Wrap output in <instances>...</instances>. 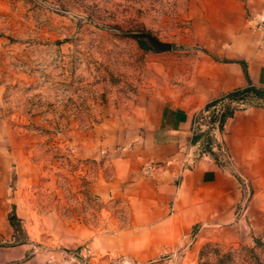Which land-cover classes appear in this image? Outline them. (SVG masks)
<instances>
[{
  "label": "rangeland",
  "instance_id": "obj_1",
  "mask_svg": "<svg viewBox=\"0 0 264 264\" xmlns=\"http://www.w3.org/2000/svg\"><path fill=\"white\" fill-rule=\"evenodd\" d=\"M249 39L264 49V0H0V264H126L105 249L142 238L130 232V200L155 165L142 162L146 127L194 90L198 71L240 60ZM230 92L192 111L193 157L228 166L221 113L264 109V92ZM263 166L258 182L235 173L248 201L257 195L246 220L256 228L203 243L194 264H264ZM197 228L147 263L178 264ZM147 244L157 250L162 237Z\"/></svg>",
  "mask_w": 264,
  "mask_h": 264
},
{
  "label": "crops",
  "instance_id": "obj_2",
  "mask_svg": "<svg viewBox=\"0 0 264 264\" xmlns=\"http://www.w3.org/2000/svg\"><path fill=\"white\" fill-rule=\"evenodd\" d=\"M238 58L211 71H198L194 90L187 96H177L176 103L164 104L159 120L146 127L142 162L155 165L146 176L136 178L132 185L138 195L130 200V232L142 238L125 249H105L110 258L122 256L126 264H148L156 256L183 244L191 228L198 224L192 247H187L185 256L178 261L194 264L195 253L203 243H237L256 228L253 223L247 225L246 220L249 203L257 195L252 194L248 201L250 191L235 173H248L255 181L262 180L256 169L264 165V109L256 106L236 109L223 121L219 132L228 166L210 156L195 158L192 154L193 110L245 87L248 79L255 86L264 87V49L258 42L244 41ZM242 62L246 63L248 79ZM144 185L149 187L146 193ZM143 195L146 197L140 199ZM142 205L146 206L145 211L140 210ZM154 233L162 237V246L157 250L147 244ZM17 247L19 256L27 252L25 244ZM113 261L115 264L116 260ZM154 264H176V259L162 257Z\"/></svg>",
  "mask_w": 264,
  "mask_h": 264
},
{
  "label": "trees",
  "instance_id": "obj_3",
  "mask_svg": "<svg viewBox=\"0 0 264 264\" xmlns=\"http://www.w3.org/2000/svg\"><path fill=\"white\" fill-rule=\"evenodd\" d=\"M244 72H245L246 77H247V73H246L245 67H244ZM247 79H248V77H247ZM263 92H264V87L255 86L248 79V84L245 87L240 88V89H236V90L228 93L227 96H229V97H235V96H237L239 94H243V95L244 94H248V93L262 94ZM214 101H216V99H214V100L210 101L209 103H207L206 106L211 105ZM232 113H233V110H230V109L222 112L221 115H220V122H221V124L223 123V121L225 120V118L227 116H230ZM8 220H9L10 225L15 229V226H14V223H13V220H12V217H8Z\"/></svg>",
  "mask_w": 264,
  "mask_h": 264
},
{
  "label": "water",
  "instance_id": "obj_4",
  "mask_svg": "<svg viewBox=\"0 0 264 264\" xmlns=\"http://www.w3.org/2000/svg\"><path fill=\"white\" fill-rule=\"evenodd\" d=\"M148 37L152 40L153 44L158 49H170L172 47L171 44H169V43L162 42V41H160V40H158L152 36H148Z\"/></svg>",
  "mask_w": 264,
  "mask_h": 264
},
{
  "label": "built area",
  "instance_id": "obj_5",
  "mask_svg": "<svg viewBox=\"0 0 264 264\" xmlns=\"http://www.w3.org/2000/svg\"><path fill=\"white\" fill-rule=\"evenodd\" d=\"M219 118H220V117H219ZM219 121H220V119H219ZM221 125H222L221 122L217 125V129H218V130L220 129ZM221 148L223 149V147H221ZM202 155H205L204 152H202Z\"/></svg>",
  "mask_w": 264,
  "mask_h": 264
}]
</instances>
